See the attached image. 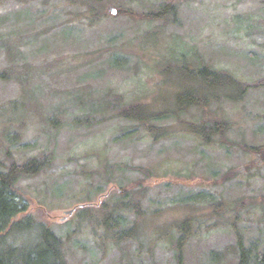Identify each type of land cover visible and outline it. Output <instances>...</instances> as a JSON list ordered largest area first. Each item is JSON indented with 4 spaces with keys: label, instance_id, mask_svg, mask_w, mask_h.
I'll return each mask as SVG.
<instances>
[{
    "label": "rangeland",
    "instance_id": "rangeland-1",
    "mask_svg": "<svg viewBox=\"0 0 264 264\" xmlns=\"http://www.w3.org/2000/svg\"><path fill=\"white\" fill-rule=\"evenodd\" d=\"M162 3L177 7L176 24L150 22L147 14ZM90 5L101 21L93 22ZM182 55L245 83L264 79V0H0V160L10 164V153L23 164L55 149L49 167L18 183L28 210L15 221L31 216L47 223L66 242L69 264H177L169 245L140 256L137 242L112 244L91 230L89 222L102 218L101 207L106 211L123 199L121 188L134 186L148 188L149 212L223 200L233 216L237 203L246 205L239 231L247 246L259 243L264 251V88L205 111L231 121L226 138H215L212 146L185 133L153 141L142 125L116 113L80 128L71 126L72 116L60 114L86 112L75 107L76 94L84 104L122 95L163 109L171 105L176 82L186 85L178 66L169 76L163 73L169 58ZM55 108L59 130L49 125ZM182 117L204 114L194 108ZM157 124L180 128L172 118ZM89 208L94 218L83 212ZM238 262L236 232L224 226L193 238L184 250L183 264Z\"/></svg>",
    "mask_w": 264,
    "mask_h": 264
},
{
    "label": "trees",
    "instance_id": "trees-1",
    "mask_svg": "<svg viewBox=\"0 0 264 264\" xmlns=\"http://www.w3.org/2000/svg\"><path fill=\"white\" fill-rule=\"evenodd\" d=\"M92 1L95 5L106 3V0ZM176 9V6L162 3L156 10L150 11L147 17L150 22L176 24ZM88 13L94 18V23L102 20V14L94 5H90ZM194 54L197 56V53ZM169 60L171 62L163 73L169 76L178 66L184 71L187 81L185 86L180 87L176 82L175 88L169 90L171 105L166 104L163 109H158L153 103L128 102L122 95L114 96L115 102L104 99L84 104V96L76 94L73 98L76 101L75 107L78 106L86 112L78 115L73 112V108H58L61 110V116L66 114L68 117L72 116L69 123L80 128L103 123L110 115L116 113L112 116L142 125L146 137L153 141L159 142L185 133L204 146H212L215 138H226L231 129V121L226 115L218 119L208 117L209 114L205 111H209L213 103L220 101L241 102L250 90L264 88V79L258 80L255 84L245 83L228 70L222 72L206 65L201 58L195 60L194 56L187 58L182 55L180 58L171 57ZM3 77L9 78L7 73ZM29 78L27 72L26 78L18 79L24 82ZM109 100L111 101V97ZM194 108L201 109L204 117L194 120L182 117ZM56 109L51 111L53 114L49 119V125L59 130L61 116L54 113ZM169 118L176 119L180 128L157 124ZM54 154L55 149L50 146L23 164L11 159L10 153L7 155L10 164L0 160V264H69L65 250L66 242L47 223L31 216L15 221L28 210V205L17 188L18 183L49 167ZM135 187L137 186L121 188L123 199L108 207L106 211L101 207L99 211L102 218L89 222L96 238L112 244L124 241L137 242L140 256L153 254L160 245H169L175 252L177 264H183L185 247L193 238H205L220 226H224L225 229L236 232L238 264H264V251H259V243L247 246L238 228L242 209L246 208V205L242 204L241 207L239 205L241 203H237L233 216H228L230 207L223 200H213L209 204L208 201H202L168 205L149 212L145 208L146 200L144 201L148 188ZM208 207L210 212L206 213L205 209ZM83 212L87 218L95 217L91 208ZM212 222L214 223L211 224ZM100 232H103V235H100Z\"/></svg>",
    "mask_w": 264,
    "mask_h": 264
},
{
    "label": "water",
    "instance_id": "water-1",
    "mask_svg": "<svg viewBox=\"0 0 264 264\" xmlns=\"http://www.w3.org/2000/svg\"><path fill=\"white\" fill-rule=\"evenodd\" d=\"M76 209H72L69 211L65 212V219L68 218L69 216H72L75 213Z\"/></svg>",
    "mask_w": 264,
    "mask_h": 264
}]
</instances>
